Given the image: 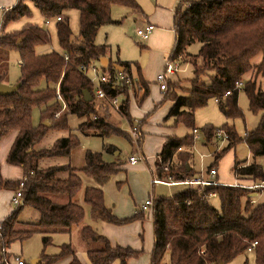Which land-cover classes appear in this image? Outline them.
<instances>
[{"label":"trees","instance_id":"obj_1","mask_svg":"<svg viewBox=\"0 0 264 264\" xmlns=\"http://www.w3.org/2000/svg\"><path fill=\"white\" fill-rule=\"evenodd\" d=\"M30 1L45 18L61 17L56 24L60 50L43 51L51 40L50 35L35 24L0 34V60L8 57L11 51H17L22 60L21 75L16 82L21 81V87L15 93L0 95V140L17 132L7 161L23 169L21 179H5L0 166V189L14 193L24 181L20 188L21 202L0 222V264H15L10 261L17 257L9 250L13 242L27 239L38 231L46 234L43 243L47 246L52 243V233L71 232L74 227L80 228L92 264H112L115 261L128 264L141 250L113 245L109 238L85 223V209L75 201L83 188L79 169L70 163L46 166L41 162L44 158L69 156L80 145L77 136L63 137L50 148L37 149L36 145L51 128H68L70 114L83 119L78 129L86 135H121L131 139L128 132L99 114L94 84L81 66L93 63L101 66L106 76L101 87L109 98H122L120 112L130 119L131 92L138 98V90H142L139 98L142 102L149 95L148 84L139 72L137 62L113 61L110 44L96 43V36L103 25L121 22L113 19V6H124L131 12L141 11V6L137 0ZM69 8L79 10L80 31L76 37L63 17V12ZM26 14H30V6L26 0H19L3 12L0 32L6 23ZM174 31L176 39L171 57L182 55L183 62L191 63V87L188 95H179V82H169L164 99L156 108L165 101H173L169 116L174 117L175 123L183 121L194 130L198 129L194 126L196 109L206 105L211 98H220L219 104L227 118H244L239 106V95L243 90L248 97L249 109L254 113L262 112L260 123L254 131L246 132L245 137L238 134L234 125L225 123L220 127L227 134L228 144L221 152H215L216 159L207 172L217 168L219 158L228 150L245 141L254 160L251 163L235 161L234 174L237 179L264 182V162L258 159L264 158V89L258 81L259 76L264 80V0H180L175 8ZM195 42L200 43V48L193 54L188 48ZM258 54H262V59L253 63ZM104 56L110 59L109 71H105L100 63ZM114 63L123 66L124 70H117ZM133 65H137V78L133 74ZM248 72L252 77L244 81ZM3 80L4 75L0 74V81ZM240 82L242 86L237 85ZM57 87L65 108L57 98ZM85 90L91 92V101L85 100ZM227 91L230 94H226ZM35 108L40 109L38 125L32 120ZM46 120L50 126L45 124ZM216 129L213 125L202 128L210 146L214 145ZM142 137L137 139L139 146ZM196 140L194 132L184 137H168L160 154L161 161L156 163L154 178L171 182L193 178L196 171L191 164V151ZM104 148L115 150V146L109 143H104ZM120 164L106 161L102 152L87 150L85 165L81 168L97 183L84 189V200L90 205L91 216L116 225L141 220L145 216V205L132 216L121 218L106 204L103 187L119 170ZM252 191L242 184H222L215 179L203 188L190 185L172 196L154 195L152 205L146 206L152 210L154 233L150 264H163L166 256L170 264H227L238 255L249 252L254 241L257 244L252 253L256 264H264V200L253 202L257 198L250 195ZM211 193L220 198V209L210 203ZM26 205L40 215L33 229L17 228L19 214ZM66 255L73 256L68 264H84L71 243L63 244L59 254L43 252L37 264H51Z\"/></svg>","mask_w":264,"mask_h":264},{"label":"rangeland","instance_id":"obj_2","mask_svg":"<svg viewBox=\"0 0 264 264\" xmlns=\"http://www.w3.org/2000/svg\"><path fill=\"white\" fill-rule=\"evenodd\" d=\"M148 1V0H147ZM26 3L30 6V14H26L21 16L18 19H14L5 24L3 28V32L0 34H9L14 31L22 30L27 24H35L44 29H46L50 35V42L45 47L43 51L48 50H60L58 44L57 37V18H45L40 12L39 8L30 0H26ZM154 0L148 1V8H150L149 4H154ZM1 9V7H0ZM132 12L129 8L124 6H118V8L113 10V17L117 19H121L122 22L120 24H110L102 26L98 34L96 36V43L98 44H110L111 46V58L113 61L121 60V61H138L140 63L141 60L146 62H151L153 59L152 54L148 53V49H146L145 41H143L140 37H138L135 33L138 28V23L136 24L134 21L133 15L128 14ZM79 10L76 8H69L63 12V17L66 18L70 24V27L73 32V37L79 35L80 31V20H79ZM47 20L50 21L47 24ZM2 21L0 20V30L2 27ZM200 43L195 42L189 48V52L195 54L199 51ZM155 53H153L154 55ZM143 58V59H142ZM19 57L17 51H11L4 60H0V74L4 75L3 82L6 84H16L17 80L21 75V66L19 64ZM262 59V54H258L254 57L253 63H258ZM185 64V63H184ZM105 71H109L110 69L105 68ZM138 76V70H136V66L133 65V74ZM255 73V72H254ZM183 87H186V91L183 89L179 90L181 95L189 94L188 89L191 87L190 78L193 77L192 69L189 68L186 73L179 74ZM252 77L251 72H248L243 80H249ZM262 76L258 77L259 85L264 89V80ZM42 85H45L43 82ZM151 93L144 99L143 104L137 102V108L141 109L140 112L143 114H148L145 116L148 120L156 117L157 111L159 107L155 109V105L150 108L146 106L149 105L152 98H155L160 91L155 89L156 84L152 82L151 84ZM242 86V85H241ZM139 94L142 96V90H138ZM133 94V93H132ZM150 97V98H149ZM134 98V97H133ZM132 98V99H133ZM136 101V98H134ZM239 106L243 110L245 117L244 118H227L221 105L215 101V98H211L208 103L204 106H201L196 109L195 117H194V126L198 128L199 132L196 135L198 138L192 148L191 151V164L196 171V176L194 177H209V172H207L208 167L211 163L216 159L215 152H221L224 147L227 146L228 140H219L217 138L214 139V145H216V151L211 152L210 144L206 142L205 133L202 130L203 127L207 125H213L216 128L222 127L225 123L230 125H234L238 134L241 137H245L246 132L254 131L261 120L262 112L254 113L249 109V101L246 93L242 90L239 95ZM100 106V110H101ZM146 110L144 112V110ZM110 120L109 122L118 126L121 129L130 130V125L126 116L122 115L117 109L113 106L110 108ZM100 114V111H99ZM143 116H137V122L142 120ZM144 117V118H145ZM33 124L38 125L40 123V109L35 108L33 110ZM83 121L82 118L75 114H70L68 116V128H51L45 137L36 145L37 149L42 148H50L52 147L59 139L63 137H67L71 134L76 135L80 141V145L72 150L71 154L66 157H49L44 158L41 162L46 166L55 165V164H63L70 163L73 167L78 168V174L81 176L83 180V188L76 195L75 201L81 204L85 209V223L92 224L93 220L90 217V205L84 200V189L87 185L85 182L86 178H89L93 185H97L94 178L88 176L81 168L85 165V154L87 150L98 151L103 153V158L107 161H112L113 157L126 159L127 155L131 154L134 150V147H137L136 140L130 139L121 135H110V136H98V135H86L78 129L79 124ZM160 123V122H159ZM159 123L152 126V132L148 133L152 138L151 148L155 146V143L158 141V134L154 133L156 131ZM142 124V129L145 130V125ZM175 136L184 137L188 134H192L193 127L187 126L186 123L180 121L175 123L173 118H169L165 123ZM217 130V129H216ZM145 134V133H144ZM147 135V134H146ZM104 143H109L118 148L115 152L107 151L104 148ZM143 143V141H142ZM120 150L119 154H116L117 151ZM1 154V153H0ZM138 154V153H137ZM2 159V158H1ZM262 162H264V158H258ZM121 160V159H119ZM254 160V156L249 146L245 141L238 143L235 147L228 150L224 155H222L218 163L216 165L218 170L219 177L226 181L227 184L241 182L242 179H237L233 167L235 161H243L245 163H251ZM1 164V162H0ZM3 169L6 170V161L2 159ZM7 171V170H6ZM119 174V175H118ZM126 174V170H118L112 177V180L116 182L119 177ZM217 179V177L215 178ZM85 180V181H84ZM110 181L107 183L109 184ZM242 185L250 188L255 192V190L251 187L255 182L251 180L242 181ZM190 185H187L183 182H171V181H157L156 182V193L157 195H165L172 196L177 192L184 191L188 189ZM121 189V188H120ZM119 189V190H120ZM1 190V189H0ZM1 190L0 192L4 195L8 192ZM262 193L258 192V195L254 196L257 198V201L264 200V187L261 188ZM10 191V190H7ZM252 191V192H253ZM252 195V194H250ZM263 195V196H262ZM60 197V196H59ZM260 197V198H259ZM56 198V197H55ZM58 201H61L59 198H56ZM210 203L217 209L221 207V200L217 196H211L209 198ZM14 209L15 206H12ZM40 215L36 209L33 207L26 205L22 208L19 214V222L17 224V228L19 229H33L34 224L39 221ZM46 235L41 232H35L31 237L24 240H17L13 242L9 248L12 255H19L26 263H31L34 259H40L43 252L47 255L59 254L62 250V245L65 243H71L75 249V254L84 264H92L87 256V246L80 235V228L74 227L71 232H56L52 233L51 236L53 238L52 243L44 246L43 236ZM72 255H66L59 260L51 263V264H68ZM12 263L13 259L10 260ZM247 261V264H256L255 256L252 252H246L244 254L238 255L233 260L229 261L227 264H243ZM44 263V261L42 262ZM32 264V263H31ZM112 264H119L118 261H115ZM163 264H170V259L168 256L165 257Z\"/></svg>","mask_w":264,"mask_h":264},{"label":"crops","instance_id":"obj_3","mask_svg":"<svg viewBox=\"0 0 264 264\" xmlns=\"http://www.w3.org/2000/svg\"><path fill=\"white\" fill-rule=\"evenodd\" d=\"M18 1L19 0H0L1 21L3 17V12L15 6ZM148 1L137 0V2L141 6V11L132 12V14L128 12V14L133 15L135 23L136 24L138 23V28L144 26L146 23H152L155 25V29L151 32L149 39L143 40L146 43L145 45L146 49H148L146 51L152 54L153 59L151 62H146L144 60H141L140 63L138 61H131V62L138 63L140 68L139 72L141 73L144 81L148 84V87L150 89L149 94L151 93L150 84L152 82L156 84L155 89L157 91H160V93H158L155 98H152L150 104L146 105L148 106V108H150L153 103L156 109V105H158L161 101H163L165 96V91H163L160 88V84L157 81V75L164 70L165 62L172 55V51L176 39V34L174 31L175 8L180 2V0H154L155 1L154 4H149L150 8H148ZM118 6L120 5L113 6L112 17H113V10L118 8ZM113 19L121 20L114 17ZM120 23L117 22L110 24H120ZM135 34L138 36L137 31ZM153 53L155 54L153 55ZM184 63L182 65V70L177 72L176 74L171 75L169 80V82H177V81L179 82V87L177 88V93L179 95H181L179 93L180 89H183L184 91H186L187 89L186 87H183L182 79L179 74L186 73L189 68L192 69L191 63L189 62H184ZM135 66L137 70V65ZM135 78H137V71ZM132 93L133 91L131 92L130 95L131 96L130 105H129L130 119L127 118L130 125V130L129 131L125 130V131L129 133L131 139H134L131 136L130 131L134 128H137V126L141 124L139 126V130L141 133L140 138L141 136H143L142 137L143 143L139 146L136 142L137 147H134V150L132 151L131 154L127 155L126 159L120 157L118 158L117 156V157H113L112 161L107 160L108 162H121V164L118 166L119 171L126 170V174L119 177V179L116 182L112 180L114 178L112 177L110 183L106 184L103 187L107 206L111 207L114 213L121 218L132 216L137 209L142 208L145 205L146 201L149 198H153L154 195L155 196L157 195L156 182H154V180H157L154 178L156 163L161 161L160 154L167 138L170 136H175L174 133L168 128L170 126H168L167 128L164 127L166 126L165 125L166 120H168L169 118L174 119L173 116H169V112L174 104L173 101L170 100L165 101L162 105L159 106V109L157 110L159 112L157 113V115H155L156 117L154 118V120L153 118L148 120L145 117L148 114L145 113L143 114L142 112H140L142 108L141 109L137 108V102H140L139 98L141 97V95L139 94L137 98V95L135 93L133 94ZM133 97L136 98V101L134 100ZM118 99L121 102L122 98L118 97ZM143 101L140 102V104L141 103L143 104ZM97 102L102 107L100 110V115L105 116L107 119L110 120L111 119L110 108L112 104L109 103L107 100L98 97H97ZM118 111L120 112V110ZM145 111L146 110H144V112ZM143 115L145 118L143 117L142 120L137 122V116H143ZM143 123L145 125V130L142 129ZM157 123H159V126H157L156 131L153 132L158 134L157 135L158 141L155 143V146L153 147L154 149H152L150 146L152 142V140L150 139L152 137L148 133L152 132L151 127ZM16 135L17 132H11L9 135L4 136L0 140V153H1L0 166H1L2 176L5 179H21L23 177V169L20 166L9 164L7 161L9 151L16 138ZM116 150H118L117 147H115V150L113 152H115ZM119 153L120 150L117 151L116 154ZM131 155H137L140 158L139 161L134 165L129 163V157ZM1 158L3 159V161L4 160L6 161L7 171L3 169ZM216 177L219 183L227 184L226 181H223L219 177L218 170ZM85 180L84 181L87 182L86 186H95L93 185L94 183L91 182L89 178H86ZM242 181L251 182V180L248 179H242ZM241 182L232 183V184L229 183V184L237 185V184H241ZM5 191L8 193L4 195L0 192V222L13 210L11 209L13 208L12 207L13 204L11 202V199L13 197V191L12 190L10 191L5 190ZM251 194H252L251 196L254 197L256 196L255 194L258 195V192H253ZM90 217L93 220L92 224L90 225L98 233L103 234L107 238H109V240L113 245L120 244L122 246H131L134 249L141 250V253L135 258H131L128 264H150V254L154 246L152 210L150 208L145 207V216L143 219L135 220L130 223H126L122 225L111 224L108 222L94 219L91 216V209H90Z\"/></svg>","mask_w":264,"mask_h":264},{"label":"built area","instance_id":"obj_4","mask_svg":"<svg viewBox=\"0 0 264 264\" xmlns=\"http://www.w3.org/2000/svg\"><path fill=\"white\" fill-rule=\"evenodd\" d=\"M60 19H61L60 16L57 17V20H60ZM49 23H50V21L47 20V24H49ZM154 29H155L154 24L146 23L144 26L137 29V34L142 40H148L151 32ZM21 63H22V60L20 58L19 64H21ZM183 63L184 62H183V56L182 55H179L178 57H175V58L170 57L167 59V61L165 62L164 70L157 75V81L159 82L160 88L163 91H166L168 89L169 80H170L171 75L176 74L177 72L182 70ZM81 70L86 75H88L90 80L93 82L95 95L98 98L107 100L109 103L112 104V106H114L116 109L120 110L119 99L118 98H114V99L109 98L107 93L105 92V90L100 85L101 82H104L106 80V76L103 73L101 66L97 63H93V64H90L89 66H85V65L81 66ZM237 85L241 86L242 83L241 82L237 83ZM226 94H230V91H227ZM57 98L61 103H63V105H65L64 106V108H65L66 104H65V101H64L62 95L60 94L58 87H57ZM215 101L217 103L221 102L220 98H218V97L215 98ZM193 132L195 133V136H196V135H198L199 130L194 129ZM130 133H131V136L136 140L140 137V134H141L138 126H137V128L132 129L130 131ZM198 137L196 136V139ZM216 138L219 140H222V141L227 140V134L223 129L218 128L216 130ZM139 159L140 158L137 155H131L129 157V163L134 165L139 161ZM216 174H217V169L214 168V169H211L209 171V177H207V178L193 177L190 179H186L185 181H182V182L185 184L192 185L196 188H203L204 186H207V185L211 184L212 182H214V180L216 178ZM157 181H159V180H154V182H157ZM23 185H24V181H22L20 183V188L23 187ZM251 187L255 191H259L262 193L261 188L264 187V182L255 183ZM20 188L16 192L13 193V197L11 199V202H12L13 206H15V207L21 202L22 190ZM210 196H216V193H211ZM152 202H153L152 198L148 199L145 203L146 204L145 207L148 205L149 206L152 205ZM253 202H255V200H253ZM1 229H2V225L0 223V231H1ZM256 244H257V241L252 242V244L248 248V250L250 252H252L254 250ZM13 261L15 264H24L25 263V261L22 258H20L19 255H17V257L13 258Z\"/></svg>","mask_w":264,"mask_h":264},{"label":"water","instance_id":"obj_5","mask_svg":"<svg viewBox=\"0 0 264 264\" xmlns=\"http://www.w3.org/2000/svg\"><path fill=\"white\" fill-rule=\"evenodd\" d=\"M100 63H101V65L104 68H107L109 66V64H110L109 57L108 56L101 57L100 58ZM113 65H114V67L117 70H120V71L124 70V67L121 66L120 64L114 63ZM21 85H22L21 81L16 83V84H13V85L6 84V83L0 81V95H8V94L15 93V92H17L19 90ZM84 97H85L86 101H91L93 99V96H92V94H91V92L89 90H85L84 91ZM45 124L49 125V126L51 125L48 120L45 121ZM216 149H217L216 147L210 146L211 152L216 151ZM39 261H40V259L38 258V259L32 260L31 263L32 264H37ZM221 264H225V263H221Z\"/></svg>","mask_w":264,"mask_h":264},{"label":"bare ground","instance_id":"obj_6","mask_svg":"<svg viewBox=\"0 0 264 264\" xmlns=\"http://www.w3.org/2000/svg\"><path fill=\"white\" fill-rule=\"evenodd\" d=\"M255 192H257V191H255ZM255 195H257V194H255ZM150 199V198H149ZM146 205V204H145Z\"/></svg>","mask_w":264,"mask_h":264}]
</instances>
